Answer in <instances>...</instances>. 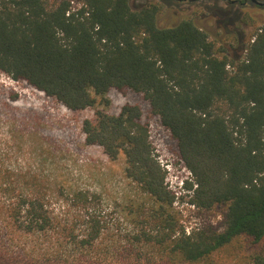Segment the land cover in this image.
<instances>
[{"label": "trees", "instance_id": "obj_1", "mask_svg": "<svg viewBox=\"0 0 264 264\" xmlns=\"http://www.w3.org/2000/svg\"><path fill=\"white\" fill-rule=\"evenodd\" d=\"M225 1L241 8L233 23L253 3ZM162 6L0 0V73L72 113L96 108L84 144L123 156L139 191L117 201L75 187L56 175L54 141L0 115V264H214L238 241L251 249L239 264H264V27L231 57L192 19L160 26ZM4 89L0 113L20 99ZM111 91L142 96L192 177L189 204L222 208V230L186 231L141 108H97Z\"/></svg>", "mask_w": 264, "mask_h": 264}, {"label": "rangeland", "instance_id": "obj_2", "mask_svg": "<svg viewBox=\"0 0 264 264\" xmlns=\"http://www.w3.org/2000/svg\"><path fill=\"white\" fill-rule=\"evenodd\" d=\"M173 1L169 4V2L164 3V0H129L134 8L143 6L145 3H161L163 6L158 15V23L163 27L171 26L182 18L192 19L212 38L224 44L231 57H243L245 51L240 46V42L245 44L248 39H253L255 34L264 27V0H255L262 5L259 7L248 1L245 8L242 7L244 9L235 23L232 22V17L235 13H239L241 8L228 6L225 0ZM2 87L6 88L4 90H13L20 99L9 102V106L13 109L5 110L0 115L17 119L29 129L36 127L45 139L54 141L57 150H60L57 151L55 165H53L56 175L68 180L75 187L102 193L106 199L120 201L123 195L129 192L139 195V191L134 189V186H129L122 175L123 156L110 161L99 147L84 144L81 123L85 119H91L96 108L72 113L55 100L35 90L32 91L22 83L0 73V89ZM106 99L108 103L101 101L97 108L104 109L110 114L118 113L126 103L136 104L141 108L143 120L148 123L154 154L167 173L168 189L175 192L177 196L174 206L181 214L186 231L204 225H211L219 231L222 230V208L215 207L205 211L189 204L191 191L184 189L182 184L186 181L190 182L192 177L178 157L176 143L161 127L158 120L151 115L148 104L142 96L131 91L124 94L111 91L106 95ZM0 101H3L2 96ZM50 166L51 162L48 160L44 168L49 169ZM250 251L251 249L245 243L238 241L215 254L206 263H250Z\"/></svg>", "mask_w": 264, "mask_h": 264}, {"label": "water", "instance_id": "obj_3", "mask_svg": "<svg viewBox=\"0 0 264 264\" xmlns=\"http://www.w3.org/2000/svg\"><path fill=\"white\" fill-rule=\"evenodd\" d=\"M253 3H256V4H259L257 1H255V0H251Z\"/></svg>", "mask_w": 264, "mask_h": 264}, {"label": "flooded vegetation", "instance_id": "obj_4", "mask_svg": "<svg viewBox=\"0 0 264 264\" xmlns=\"http://www.w3.org/2000/svg\"><path fill=\"white\" fill-rule=\"evenodd\" d=\"M237 2V1H236Z\"/></svg>", "mask_w": 264, "mask_h": 264}]
</instances>
